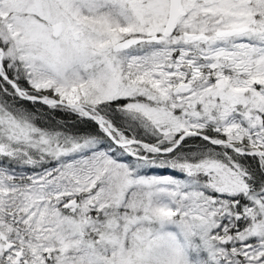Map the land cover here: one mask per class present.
I'll list each match as a JSON object with an SVG mask.
<instances>
[{"label":"snow or ice","instance_id":"obj_1","mask_svg":"<svg viewBox=\"0 0 264 264\" xmlns=\"http://www.w3.org/2000/svg\"><path fill=\"white\" fill-rule=\"evenodd\" d=\"M0 264H264V0H0Z\"/></svg>","mask_w":264,"mask_h":264}]
</instances>
